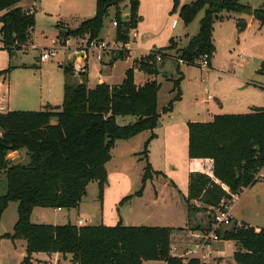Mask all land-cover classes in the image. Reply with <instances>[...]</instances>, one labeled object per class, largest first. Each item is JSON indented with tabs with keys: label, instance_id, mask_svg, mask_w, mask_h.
<instances>
[{
	"label": "trees",
	"instance_id": "1",
	"mask_svg": "<svg viewBox=\"0 0 264 264\" xmlns=\"http://www.w3.org/2000/svg\"><path fill=\"white\" fill-rule=\"evenodd\" d=\"M23 1L0 0V34L5 47H10L11 51L21 49L35 27L34 14H27V10L19 6ZM115 1L97 0L95 16L84 20L76 30L62 31L59 41L77 36H87L89 41L100 39L104 21ZM140 2L129 0L131 13L129 23H124L125 30H122L121 14L117 12L118 42L129 43V29H135L140 19ZM173 3L176 9L181 0H173ZM202 11L205 14L198 34L185 48L178 49V55L167 52L174 49V44L158 52L152 51L143 61L135 62L149 77L144 84H136L133 67L126 71L122 83H100L90 89L86 72L81 74L79 82H73L70 65L65 69L61 108L48 105L41 111L0 114V175L4 173L7 178V193L0 197V218L10 202L18 203L14 232L5 237L12 241L25 240L23 264H33L31 259L36 253L60 254L69 257L71 264H209L196 257H175L171 247L188 241L199 245L201 239L197 233L213 228L210 216L206 228L193 229L124 226L121 222L116 226L31 222L36 207L78 209L90 182L98 183L102 198L107 182L105 165L116 141L150 132L143 151L147 161L143 184L158 174L148 162V147L162 116L170 113L174 103L181 100L183 79L178 65L179 77L173 81L176 95L160 113L161 84L156 78L162 74L165 61L177 57L185 61L186 66H198L197 62L205 55L210 61L216 51L214 25L224 12L252 16L264 26V10H254L239 0H191L181 5L180 17L184 25L189 26ZM174 40H170L171 45ZM158 54L164 63L157 62ZM128 57L121 53L115 60ZM11 70L10 67L0 75ZM259 73L264 74V64ZM127 116L136 121L128 125L117 123V117ZM53 120L56 121L54 125L51 124ZM22 149L27 150L29 163L13 165L7 159L8 154ZM188 157L212 162L209 172L190 173L186 198L190 220L197 213L209 212L211 207L233 201L243 189L259 182L256 176L264 167V108H255L248 114L215 115L209 122H189ZM137 194L141 195L142 191ZM218 235L221 240L236 244L233 264H264V228L257 231L248 224L234 222L232 227L219 230Z\"/></svg>",
	"mask_w": 264,
	"mask_h": 264
},
{
	"label": "rangeland",
	"instance_id": "2",
	"mask_svg": "<svg viewBox=\"0 0 264 264\" xmlns=\"http://www.w3.org/2000/svg\"><path fill=\"white\" fill-rule=\"evenodd\" d=\"M190 1L181 0V5ZM239 1L254 10H264V0ZM26 4L33 5L35 16V27L29 41L21 49L11 51L10 47H5L0 34V73L12 68L8 74L0 75V101L5 100L2 104L7 106L8 111H41L47 104L61 108L65 69L70 65L73 82H79L81 74L86 72L90 89L101 82L111 85L122 83L125 71L133 67L134 78L139 81L142 73L135 62L139 63L147 56L135 60L140 58V53L135 50L144 47L141 45L143 35L149 34L147 40L150 45L147 46L151 50L158 52L176 44L174 49L167 52L178 55V49L185 48L189 39L198 34L205 14L204 11L200 12L186 27L180 17L181 5L174 9L173 0H141L138 11L140 19L135 29H129L128 46L124 45L122 50L115 49L111 43L117 42V27L113 26L117 12L121 14L122 30L126 29L124 23H129L131 10L129 0H126L118 7L109 9L100 39L96 41L108 42L110 48L100 53L90 51L87 36L69 38L68 44L64 45L65 40L59 41L62 31L76 30L84 20L95 16L97 0H28ZM220 17L214 25L216 51L210 58V66L179 65L183 75L181 100L174 103L170 113L163 115L147 152L148 162L158 174L143 184L147 164L143 151L151 137L150 132L116 141L111 158L105 165L107 182L102 198L98 183L90 182L78 209L69 213L66 209L58 211L36 207L31 215L32 223L66 225L69 220L77 224L82 219L96 226H116L123 218L124 226L207 227L208 217L212 219L209 212L191 216L190 222L187 218L186 198L189 173L193 167L188 157V123L209 122L216 114H248L256 107L264 108V74L259 73L264 64V26L249 15L224 12ZM242 21L248 27L240 32L239 23ZM134 30L138 33L137 39L132 37ZM182 33H188L190 38L183 37ZM171 38L175 39L172 45ZM126 47L132 51L131 56L116 61L121 53L129 56ZM50 48L56 49V56L41 62L43 51ZM158 63H164V60ZM238 63L242 67L235 70ZM177 66L176 61L167 59L162 74L156 78L161 84L158 99L160 113L176 95L173 81L179 77ZM131 120V117H120L118 124L127 125ZM140 191L142 194L138 195ZM6 193V182L0 181V197ZM129 197L131 199L127 200ZM232 205L235 218L247 217L250 223L264 228V182L259 181L243 189ZM17 209L18 203L10 202L0 218V264H23L26 256L24 239L12 241L5 237L14 232L18 221ZM191 243L188 241L174 246L184 252L185 249L189 250ZM215 245L222 246L218 254L233 262L236 250L233 242L222 241ZM206 252L208 248L202 254ZM200 259L209 264H218L217 259H205L201 254ZM31 261L33 264H57L56 257L46 253L33 254ZM62 262L70 264L64 260Z\"/></svg>",
	"mask_w": 264,
	"mask_h": 264
},
{
	"label": "crops",
	"instance_id": "3",
	"mask_svg": "<svg viewBox=\"0 0 264 264\" xmlns=\"http://www.w3.org/2000/svg\"><path fill=\"white\" fill-rule=\"evenodd\" d=\"M27 1L28 0H25V1H23V2H21L20 4H19V6L20 7H22L23 9H25V10H29L31 7L33 8V5L32 6H28L26 3H27ZM189 3H191V1L189 2ZM188 4V3H187ZM29 8V9H28ZM243 21H245V19H243ZM242 21V22H243ZM187 27V26H186ZM247 27H248V24H247ZM246 27V28H247ZM183 34V33H182ZM181 34V35H182ZM151 35V34H150ZM181 35H180V37H181ZM149 36V34H144L143 35V37H142V44L141 45H143L144 47L142 48V49H140V48H138V49H136L135 51L137 52V53H140V58H135V60H139V59H141L143 56H147L150 52H152V51H154V49L153 50H151V48H149V46H147V45H150L149 43H148V40H147V37ZM185 36V38H190V36L188 35V33H186V34H183V37ZM139 37V36H138ZM171 39H174V38H171ZM191 39V38H190ZM189 39V40H190ZM189 42V41H188ZM131 53H132V51L130 50L129 51V57L131 56ZM82 55V54H81ZM111 64H113V63H111ZM130 68H128L127 70H129ZM126 70V71H127ZM125 71V72H126ZM142 73V75H141V77H140V79H139V81H136L135 80V82H136V84H138V85H142V84H144L148 79H149V77L148 76H146L143 72H141ZM125 78V77H124ZM153 79H155V78H153ZM124 80V79H123ZM65 82H66V76H65V81H64V85L63 86H65ZM101 83H104V82H101ZM109 85H111V84H109ZM3 101H5V100H2V101H0V102H2L3 103ZM48 105H50V104H47L46 106H48ZM45 106V107H46ZM51 106V105H50ZM44 107V108H45ZM257 108V107H256ZM9 112V111H8ZM216 115H219V114H216ZM127 117H130V116H127ZM163 117V116H162ZM119 118L120 117H117V123H118V121H119ZM131 118H133V120H131L132 122H130V123H134L135 121H136V118H134V117H131ZM214 118V117H213ZM161 120H162V118H161ZM161 122V121H160ZM129 123V124H130ZM51 124H56V121L55 120H53L52 121V123ZM128 125V124H127ZM7 159L13 164V165H26V164H28L29 163V154H28V152H27V150L26 149H22V150H19V151H14V152H11V153H9L8 154V156H7ZM191 162H192V164H193V167L191 168V170H190V173H193V172H209L210 171V169H211V166H212V162L210 161V160H191ZM189 173V174H190ZM0 181H2V182H6V185H7V178H6V174H4V173H2L1 175H0ZM251 187V186H250ZM233 208H234V206L231 204V213H232V211H233ZM58 211H63L64 209H61V210H59V209H57ZM72 210H70L69 211V213L71 212ZM204 213V212H203ZM200 214V213H199ZM202 214V213H201ZM232 216H233V220H234V222H236V223H245V224H248V225H250V226H252V227H254V228H256V230L257 231H259L260 229H262V227H260V226H256V225H254V224H252V223H250L249 221H247V217H238V219L237 218H235V216L232 214ZM69 218H70V215H69ZM187 218H188V207H187ZM189 220V219H188ZM122 221H123V218L120 220V222L122 223ZM189 222H190V220H189ZM188 222V223H189ZM69 223H71V224H73V225H77L78 224V222H77V224H74V223H72L70 220H69ZM187 223V224H188ZM86 225H92L91 224V222L90 223H87ZM152 227H169V228H186L187 226H184V227H175V226H168V225H164V226H152ZM198 234V233H197ZM223 240H220V241H218V242H222ZM225 242H229V241H225ZM26 243V242H25ZM234 243V242H233ZM216 244V242H214V243H212V246H210L209 248H208V252H206L205 253V255H207V259H217L218 261V264H233L234 263V260H233V262L232 261H230V260H227L226 258H224L222 255H220V254H218L217 253V251L218 250H220V249H222V246H216L215 245ZM234 245H235V247H236V244L234 243ZM207 247H201L200 245H195V244H191V245H189V247H188V249L189 250H187V249H185L184 250V252H182L183 253V257L184 258H192V257H196V258H199L200 259V254H201V256H203L204 254H202V252H204V250L206 249ZM26 250V249H25ZM234 255V254H233ZM50 256H55L56 257V260H57V264H65L64 262H62V260H64V261H66V262H68V263H70V261H69V257H67V258H64L63 256H61L60 254H51ZM26 257V256H25ZM24 257V258H25ZM71 264V263H70ZM165 264V263H164Z\"/></svg>",
	"mask_w": 264,
	"mask_h": 264
},
{
	"label": "built area",
	"instance_id": "4",
	"mask_svg": "<svg viewBox=\"0 0 264 264\" xmlns=\"http://www.w3.org/2000/svg\"><path fill=\"white\" fill-rule=\"evenodd\" d=\"M27 14H34V8H31L29 10H27ZM113 26L117 27V22L114 21L113 22ZM131 37V35H130ZM132 37L134 39L138 38V33L137 31H133V35ZM69 41H65L62 43V45L64 44H68ZM88 42H89V47H90V51H98L100 53L105 52L106 49H109L110 46L108 44V42H98L96 40H92L89 41L88 38ZM130 42V40H129ZM57 43V42H56ZM112 47H115V49H123L124 45L128 46L127 44H124L122 42H115V43H111ZM126 51H129V49L126 47L125 49ZM85 54V53H83ZM56 56V49L55 48H50V49H46L45 51H43L40 60L41 62H47L51 59H53ZM163 57L161 55H157L156 56V60L157 62H162ZM99 59H101L99 57ZM170 59H173L174 61H176L178 63V65H187L185 61H183L182 59H179L177 57H170ZM198 66L201 67H209L210 61H209V56L205 55L203 56V58L197 62ZM136 65V64H135ZM134 65V66H135ZM239 67H242V64H239L237 66L234 67V69H238ZM78 71L76 73V75H78ZM8 112V108L7 106L3 105L2 102H0V114H5ZM257 180L258 181H262L264 182V167L260 170V172L257 174ZM231 202H222L218 207H211L209 208V213L212 216L213 219V228L211 231L206 232V233H198V237L201 239V243L199 244L201 247H207L209 248L211 246L212 243L214 242H218L220 241V237L218 235V231L219 230H225L228 229L230 227L233 226L234 224V220H233V216L231 213ZM196 206L200 207L201 204L200 203H196ZM61 210V209H59ZM87 223H90V221H84L82 219L78 220V226H84ZM171 254L175 257H183V253L180 251V249L177 246H172L171 247ZM203 258H207V255H203ZM184 258V257H183Z\"/></svg>",
	"mask_w": 264,
	"mask_h": 264
},
{
	"label": "water",
	"instance_id": "5",
	"mask_svg": "<svg viewBox=\"0 0 264 264\" xmlns=\"http://www.w3.org/2000/svg\"><path fill=\"white\" fill-rule=\"evenodd\" d=\"M125 1H126V0H116V1L113 3L112 6H117V5L121 4V3H124ZM239 27H240V32H243V31L246 29L247 24H246L245 22H240V23H239Z\"/></svg>",
	"mask_w": 264,
	"mask_h": 264
}]
</instances>
